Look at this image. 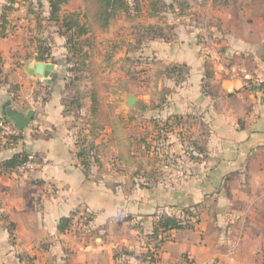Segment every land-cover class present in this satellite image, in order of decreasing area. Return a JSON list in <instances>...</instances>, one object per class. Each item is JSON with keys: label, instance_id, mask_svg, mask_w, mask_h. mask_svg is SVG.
Wrapping results in <instances>:
<instances>
[{"label": "crops", "instance_id": "obj_1", "mask_svg": "<svg viewBox=\"0 0 264 264\" xmlns=\"http://www.w3.org/2000/svg\"><path fill=\"white\" fill-rule=\"evenodd\" d=\"M192 1L181 10L198 9ZM223 1L222 13L212 11L211 26L203 18L201 30L177 14L173 39L149 46L153 60L172 63L173 79L154 86L146 82L142 86L156 96H135L132 108L123 97L127 113L135 110L147 127L151 121L149 138L167 130L164 154L170 159L153 158L148 176L116 172L130 170L135 153L150 156V139L142 138L143 148L134 151L133 139L122 137L124 128L116 122L98 127L89 98L78 118L72 117L71 105H63L68 91L65 78L57 80V65L45 79L28 74L36 59L27 63L28 92L27 97L21 93L20 103L34 114L22 131L3 120L7 109L23 111L5 98L0 75V123L15 132L0 127V264H264V94L227 76L230 66L264 70V0H242L236 8ZM213 4L210 0V12ZM138 17L129 20L142 25ZM207 29L216 31V37L204 40L211 59L217 46L233 62L208 70L195 46ZM124 54L123 64L127 48ZM11 65L19 71L20 63ZM47 86L43 100L39 93ZM80 117L91 118L85 128L78 126ZM100 135L106 140L100 142ZM181 136L189 142L187 156ZM103 147L113 152L109 164L96 156ZM19 154L36 156L39 169L23 176L1 167ZM149 177L150 185H136ZM185 211H197L193 229L152 235L160 216L180 217ZM63 218L71 225L61 233Z\"/></svg>", "mask_w": 264, "mask_h": 264}, {"label": "rangeland", "instance_id": "obj_2", "mask_svg": "<svg viewBox=\"0 0 264 264\" xmlns=\"http://www.w3.org/2000/svg\"><path fill=\"white\" fill-rule=\"evenodd\" d=\"M94 1L67 0V3L61 6V17L65 14H74L88 28L87 39L83 40V46L80 43L83 48L82 53L79 52L75 57H72L67 52V48H65L67 36L63 35V30L57 23L48 20L50 11L48 0H0V16L4 12L3 10L9 8L4 12L6 14L4 29H0V37H4L1 39L3 40V48L6 51L8 50L4 55L0 54V75L2 78L4 77L1 82L5 93L4 96L5 98H12L16 105H21L23 113L30 110L29 105L20 103L21 93H23L24 97H27L28 92L26 87L28 80L26 65L40 54H43L49 63L57 65V80L62 81L63 79L64 81L65 78V86L68 92L63 98V105H65V108L68 103L71 105L69 111L72 117L78 118V114H81L85 108L83 100L88 99L92 91H96L100 103L94 118L98 119L99 126L102 124L104 126L107 124L112 125L116 122L117 128H124L120 133L122 137L130 136L133 139L131 149L134 151L136 148H143L141 144L142 138L145 140L150 139L147 143L152 144L151 147L153 146L154 150L151 149V151L154 154L151 153L148 156L141 152L135 153V165L133 166L132 164L130 170L126 172L120 171L123 170V167L118 169L120 172H116L119 176H126L130 172L148 176L146 172H151L150 168L154 167V162L156 163L154 159L156 157L161 159L160 163H163L166 158L170 159L169 155L164 154V151H167L165 149L168 147L167 130L159 131L155 137V134H153L151 138H154L151 140L147 135L150 130L149 127L151 128L150 132L154 128L151 121L150 126L147 127L148 124L135 112V107L131 109L134 110V112L132 111L133 113H127L130 110L123 108V96L128 93L138 98L140 97L139 100L145 94H152L155 97L154 89L142 85L147 82L154 86L159 81H163V79H173L172 63L167 65V63L161 64L158 60H153L150 52L152 48L149 46L155 45L157 41H170L173 39L175 22L178 19L177 14L182 17L180 20H183V22L186 20L192 27H196L197 30L200 28L201 30L203 28L200 24L202 19L204 18V22L210 24L212 19H215L212 16V11H216L217 14L222 13L225 3H223V0H213L214 4L210 12L208 7L210 0H193L192 2L195 6L199 8H191L190 11L187 9L181 10V4L185 5L186 2L191 0H127L130 4V10L118 12L109 25L102 28L97 20L99 7ZM225 1L234 6V8L238 7V4L242 2V0ZM151 2L156 3L157 11H153L150 7ZM172 4H175V7ZM179 4L181 7L178 6ZM169 5L171 7H168ZM135 6L141 8V10L138 8V13L134 11ZM239 7L242 6L239 5ZM139 14H142V17L140 16L139 18ZM131 15H135L138 19H144V23L141 25L139 22L129 20ZM209 16H212L211 19ZM147 21L150 22L146 24ZM145 24L147 27H144ZM183 25L185 26L186 24L183 23ZM148 27H150V30L146 29ZM212 30L209 31L207 29L204 35H201L203 40H198L195 43L197 52L201 53L200 55L204 58V63L208 70L210 67L211 69L216 67L217 63L233 62L231 59V61L228 60L229 58L222 52L221 47L214 46V48H211L216 55L215 60L211 59V55H206L211 46L207 44L208 41L204 40L213 39L212 36L216 35V31ZM126 48L129 52L128 62L123 64L124 49ZM140 51H142L141 54L139 53ZM18 63H20L19 71L16 70V66L12 69L11 64L17 65ZM54 81L57 82L56 79ZM48 88L49 86L47 88L44 87V89L42 87L40 90L39 94H41L40 96L43 100L49 94ZM153 99L151 98L150 100ZM75 100L79 101L81 110L77 109L74 103ZM4 117L3 120H6ZM80 119L78 126H83L84 128L91 121V118L87 119V117H80ZM164 127L165 125H160V128ZM88 140L90 139L88 138ZM98 140L101 142L106 139L100 135ZM179 142L184 143L182 146L183 151L181 152L184 156H187L186 146L187 143L189 144L187 138L184 139L181 136ZM124 145L127 146V142ZM101 151L96 156L109 164L113 158L112 150H107V147H103ZM131 169L133 170L131 171ZM37 170L27 171L21 175L26 176ZM142 179L144 181L136 185L151 184L149 181L147 182V180L151 179L150 177ZM121 183H115V186H121ZM186 213L188 216L189 214L194 216L191 222L196 221L197 211H188ZM8 231H11L10 227Z\"/></svg>", "mask_w": 264, "mask_h": 264}, {"label": "trees", "instance_id": "obj_3", "mask_svg": "<svg viewBox=\"0 0 264 264\" xmlns=\"http://www.w3.org/2000/svg\"><path fill=\"white\" fill-rule=\"evenodd\" d=\"M94 2L97 3V6L99 7L97 20L98 22H100V26L102 28L107 27L109 23L117 16L118 12L120 11L125 12L127 10H130V4L127 0H95ZM66 3H67V0H48L49 9H50L48 20L57 23L60 26V28L63 30V35L67 36L65 48H67V52L70 55H72V57L73 56L75 57L77 53L79 52L82 53L83 51V48H82L83 40L87 39L86 36L88 35V28L84 24H82L78 20L76 15L74 14H70V15L65 14L63 17L60 16L61 6L65 5ZM150 7L153 9V11H157L156 9L157 5L155 2H151ZM168 7H171V5H169ZM138 8L140 9L139 6H135L134 8L135 9L134 11H136V13H138L139 11ZM8 9L9 8H6L5 10H8ZM5 10L3 11L5 12ZM4 12L0 16V29L2 30L4 29L3 27L4 24H6V14ZM149 28L150 27L146 29L150 30ZM80 43H82V46L80 45ZM36 61L39 63H44V62H47V59H46V56H44L43 54H40L39 56H37ZM89 99L91 101V108H90L91 113L94 116H96L98 112L97 108L99 107V103H100V100H99L98 95L96 94V91L95 92L92 91V93L89 96ZM74 103L79 109L80 107L79 101L75 100ZM4 118L6 119L5 120L6 122H9L6 116ZM103 126L104 124L98 127H103ZM80 154L83 156V152H80ZM25 156L26 155H23V154L15 155L10 160L4 162L1 167L5 170H8V172L13 171L17 173L16 172L17 167L21 164ZM186 214L187 213L185 211V212H182L180 217L167 216V215L160 216L154 224L152 235L158 236L159 234L161 235V234H165V233L175 231V230L193 229L194 225L197 224L198 220L196 219V221L191 222V220L194 219V216H192L191 214H189L188 216ZM70 225H71L70 218L61 219L58 225L59 232L62 233L66 231L67 229H69Z\"/></svg>", "mask_w": 264, "mask_h": 264}, {"label": "built area", "instance_id": "obj_4", "mask_svg": "<svg viewBox=\"0 0 264 264\" xmlns=\"http://www.w3.org/2000/svg\"><path fill=\"white\" fill-rule=\"evenodd\" d=\"M206 55H210L209 52H206ZM227 76L230 80L240 81L243 89H256L264 94V70L259 73H253L247 70H242L239 67L230 66ZM0 127L9 134H15L14 130L5 123L1 122ZM39 167L40 163L36 156L26 155L21 164L17 167L16 172L22 174L27 171L39 169Z\"/></svg>", "mask_w": 264, "mask_h": 264}, {"label": "water", "instance_id": "obj_5", "mask_svg": "<svg viewBox=\"0 0 264 264\" xmlns=\"http://www.w3.org/2000/svg\"><path fill=\"white\" fill-rule=\"evenodd\" d=\"M28 74L30 76H40L45 79L48 78L50 72L53 70L52 64L45 63H30ZM126 108H132L137 103V98L132 94H125L124 96ZM33 110H28L25 113L18 112L14 109H7L5 111L6 117L12 122L18 131L24 130L33 119Z\"/></svg>", "mask_w": 264, "mask_h": 264}]
</instances>
